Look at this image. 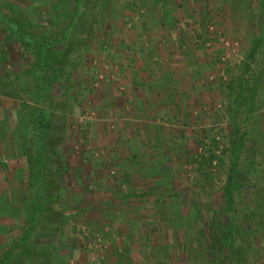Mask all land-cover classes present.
<instances>
[{
    "label": "rangeland",
    "instance_id": "374dc122",
    "mask_svg": "<svg viewBox=\"0 0 264 264\" xmlns=\"http://www.w3.org/2000/svg\"><path fill=\"white\" fill-rule=\"evenodd\" d=\"M263 11L264 0H0V255L40 202L32 238L56 246L52 264H264V82L238 131L231 112ZM75 14L80 24L62 34ZM3 19L39 40L58 35L45 72ZM142 22L157 29L139 30ZM148 51L156 71L170 55L181 63L194 55L199 69L193 93L175 103L171 91L169 106L148 108L153 123L143 126L126 120L146 107L126 94L124 71ZM255 62L256 72L245 78V113L264 49ZM41 76L53 105L47 145L57 144L47 148L44 167L34 128ZM128 166L139 170V189L127 190L139 204L126 203V189H119ZM236 172L244 181L230 207ZM42 181L49 194H40Z\"/></svg>",
    "mask_w": 264,
    "mask_h": 264
},
{
    "label": "trees",
    "instance_id": "16d2710c",
    "mask_svg": "<svg viewBox=\"0 0 264 264\" xmlns=\"http://www.w3.org/2000/svg\"><path fill=\"white\" fill-rule=\"evenodd\" d=\"M100 14H102V11H100ZM72 20V24L66 25V28L63 30L62 34L68 35L71 31L72 26H78L79 23V15H74ZM1 17V16H0ZM78 17V18H77ZM3 24L5 26H8V28L12 31H16V35L22 42V45H27L29 48H32L33 50L30 52V56L34 59L36 58V67L41 68V72H45V68L47 66L46 58L48 54V48L49 46L57 39L58 35H52L50 37H47L46 39L39 40L38 37H36L33 33H22L21 29L18 28V26L9 21V20H2ZM18 30V31H17ZM62 37H59L58 40H60ZM260 49H264V11H263V18L261 22V28L260 33L258 37L255 39V42L253 43L251 51L248 53L247 59L242 67V70L240 72V75L238 76L236 80V84L234 82V87L238 88L237 91V97L232 100L231 108H232V120L236 124V131H238V120H242L243 123H248V121L251 118V115L253 113L254 109V99L256 97L255 91L257 90V84L260 86L261 83L264 82V69L260 68L258 72V76H255L256 80L253 84V88L251 87L249 91L251 90V93L249 95V108L245 112L241 111V99L245 98V78L252 74L255 71V60L257 59V55ZM38 65V66H37ZM35 67V68H36ZM72 67V66H71ZM66 72V68L62 69L60 71V75L65 77L64 75ZM256 72V71H255ZM42 75V74H41ZM37 99H40L36 101V106L38 110V125L35 123V127H39L37 136L38 141L36 142V156L39 159V164L41 167L45 166V159L47 156V150L50 149L52 151L55 150V143L53 142L52 145L49 147L47 145V137H49V129L51 122L49 118L51 117L52 113V100L50 96V85L45 83L43 81V77H40V82L38 84L37 89ZM244 96V97H243ZM39 107V108H38ZM40 107L42 109H40ZM36 110V109H35ZM49 139V138H48ZM53 140V139H51ZM244 144V143H242ZM48 148V149H47ZM260 166V163H258ZM252 173H257V168L252 167ZM42 174V171L39 169L38 174ZM53 176V174H52ZM54 178V177H53ZM33 181L37 178L33 177ZM45 179V178H44ZM45 182H41V185ZM55 185V184H54ZM240 186H243L242 176L239 172L235 173V176L231 179L228 187L227 192V199L229 202H231V198L233 193L239 189ZM42 190L40 191V194L42 195L43 192L50 193L51 187L47 186V183L44 184V187L42 186ZM53 191V190H52ZM52 196H54L55 199L58 200L59 194L57 192H52ZM34 199V198H33ZM39 199H41L39 197ZM37 206L36 209L32 211V214H29V217L26 222V227L24 228V232L22 235H20L17 239H15L11 245L0 255V264H52L54 262V257L56 254V246L49 242L45 243H37V238H32L34 233L37 231L40 223V215L44 212L43 207L41 206L40 202H36ZM231 207V206H230ZM51 211L53 209H50ZM50 210H46V212H50ZM54 228V227H51ZM59 228L55 227V229L49 230L47 237L53 238L57 236ZM233 254V253H232ZM231 258V254H230Z\"/></svg>",
    "mask_w": 264,
    "mask_h": 264
},
{
    "label": "crops",
    "instance_id": "0c3cea01",
    "mask_svg": "<svg viewBox=\"0 0 264 264\" xmlns=\"http://www.w3.org/2000/svg\"><path fill=\"white\" fill-rule=\"evenodd\" d=\"M160 11L164 13L162 15L159 13L161 17L162 18L165 17L166 10L164 11L160 9ZM131 26H134V25H131ZM136 26H138L139 30H142L141 27L143 26L144 31H149V30L152 31V30L157 29L156 25H153L151 22H148V23L142 22V23L136 24ZM151 57H154L151 54V51H148V53L146 52L145 55H142L141 57L137 58L135 62L133 63V65L131 64L130 66L129 63L126 64V69L124 71L128 77L127 80L125 79L127 82L126 87L128 90V91L126 90L127 91L126 94L129 95L135 102H138V104L141 106L139 107L140 109H143V107H146L145 109H143V112L139 113L138 115L136 113H131V115L128 116L129 120L128 119L126 120L132 123H140L143 126H145V124L151 125L153 123L151 122L153 118L147 115L149 112L147 110L148 108H152V109L157 108V111L160 109L161 110L165 109L167 106H169L165 104H166L167 99H169V97L167 96L168 95L170 96L171 91L175 93L176 95V98H174L175 103H180L179 99L182 93L183 92L193 93L192 92L193 91L192 88H194L193 82L196 83L198 81L197 75H198L199 68H198L197 59L195 58L194 55H191L190 58L187 57V60H184L185 63H181V59H176L175 57H172L171 55L169 56V58H167L166 56L165 57L166 59H164L163 62L159 66L160 68L159 71H156L154 68H151L152 66L151 64L153 63ZM118 58L121 63H124L125 57L124 58L118 57ZM153 60H155V58ZM166 60H170V61H166ZM195 79L196 81H194ZM172 82H175L174 85L170 84ZM188 84H189V87L185 89L184 87H187ZM173 87L175 88V90ZM177 94H179V98ZM126 104L123 100V105L121 106L120 110L125 109ZM133 157L135 159L139 158L138 155H135ZM108 159L110 160V157H108ZM120 164L121 163H119V166H120L119 168L121 169V167L124 165H120ZM129 167L130 166H128L127 168ZM146 167H147V164L145 165V168ZM130 168H131L129 170L130 175L126 173L127 176L124 177V180L119 179L118 181V184L120 187L119 189L120 190L126 189L125 193L122 194V198L124 199L126 203H131V201L137 200L138 203L137 202L136 203L139 204V201L141 200L140 198L136 197V193L133 192L135 189H139V188H136L137 185L135 184V176H134L137 174L139 170H137L138 167H135V166H131ZM97 172H100V171L98 170ZM128 176L131 177V179H129ZM98 177H99L98 182L102 183L103 177L102 176H98ZM127 184H130L131 186L129 187ZM129 188L132 189L133 191L131 190H129L131 192L127 191ZM104 213L106 214V212ZM5 229H6L5 227L2 228V230H5ZM112 233L116 234L114 231H112ZM114 234H108V236H110L109 238L112 239ZM128 238H129V241L131 238L134 240V232L129 233Z\"/></svg>",
    "mask_w": 264,
    "mask_h": 264
},
{
    "label": "water",
    "instance_id": "95a60500",
    "mask_svg": "<svg viewBox=\"0 0 264 264\" xmlns=\"http://www.w3.org/2000/svg\"><path fill=\"white\" fill-rule=\"evenodd\" d=\"M243 181H244V178H243Z\"/></svg>",
    "mask_w": 264,
    "mask_h": 264
}]
</instances>
